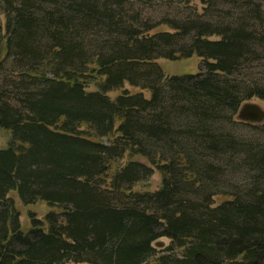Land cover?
Listing matches in <instances>:
<instances>
[{"label":"trees","instance_id":"obj_1","mask_svg":"<svg viewBox=\"0 0 264 264\" xmlns=\"http://www.w3.org/2000/svg\"><path fill=\"white\" fill-rule=\"evenodd\" d=\"M200 1L155 19L136 0H0V264H264V141L222 125L264 128L236 118L264 100V80L240 77L264 53V10ZM194 55L197 74L158 62ZM237 160L247 192H207ZM155 170L160 187L136 190ZM11 191L51 210L25 230Z\"/></svg>","mask_w":264,"mask_h":264},{"label":"rangeland","instance_id":"obj_2","mask_svg":"<svg viewBox=\"0 0 264 264\" xmlns=\"http://www.w3.org/2000/svg\"><path fill=\"white\" fill-rule=\"evenodd\" d=\"M141 1H143L141 3ZM179 0H136V3L133 6V11H137V8L140 7V10L143 12L145 17H151V18H159L162 16H172V15H182L185 13H188L189 11L186 10V8H190L192 10L194 7H198L200 11H202V2L200 0H191L189 7H185L184 5L180 4L178 2ZM257 2H260L262 4V8L264 10V0H256ZM1 20L4 24V17L1 15ZM164 29V27H158L157 30ZM158 62L163 67L164 72L167 75H174V74H186V73H193L197 74L201 71H204L205 68L202 63V59L194 55L189 58H183L178 60H172V59H166V58H159ZM6 72L2 71L0 69V83L2 81L5 82L7 80V77L5 76ZM241 78H248L251 80H264V53L260 56V61L253 60L250 63V66H248L244 72L240 73ZM125 88L129 89L130 91H137L138 88H135L131 86L129 83L125 84ZM89 89H96V86L94 84H91L89 86ZM122 89L110 92L109 94L112 97L117 96L119 93H121ZM146 95H149L147 93ZM251 102H256L264 107V100L260 98H252L250 100ZM225 130L228 132H232L235 134L240 135V137L247 138L253 141H264V128L262 126L258 127H250L244 124H232L230 122L228 123H222ZM10 132L6 129H3L0 127V148H5L8 145V142L10 140ZM134 159L141 160V157H135ZM236 168L238 169H230L227 167L226 162L220 163L218 162L220 166L226 170L227 175L221 176L218 180V184L214 187L213 190L207 189V192H216V191H234L237 190L239 192H247L246 190L250 187L251 183V176L252 172H249L247 168H244L240 166V161H235ZM235 166V165H234ZM226 167V168H225ZM161 184V174L159 171L155 170V172L152 174V176L146 180L138 183L135 186L136 190H156L160 187ZM208 194V193H207ZM10 197H12L15 201L16 207L20 213V220L23 229H28L31 226V217L30 214L32 213L37 218L43 219L44 216L51 210V208L45 203V202H37L33 204H24L21 199L18 196V193L16 191H11L9 193ZM215 201L217 203L225 200L227 196L224 194L220 195H214ZM163 245H168L170 243L169 238H161L159 239V244L157 246H161V243ZM66 264H88V263H75V262H68Z\"/></svg>","mask_w":264,"mask_h":264},{"label":"water","instance_id":"obj_3","mask_svg":"<svg viewBox=\"0 0 264 264\" xmlns=\"http://www.w3.org/2000/svg\"><path fill=\"white\" fill-rule=\"evenodd\" d=\"M236 118L253 124H261L264 122V107L256 102L247 100L239 107ZM158 244L159 241L156 242V245ZM160 244L161 246L163 245L162 242Z\"/></svg>","mask_w":264,"mask_h":264}]
</instances>
